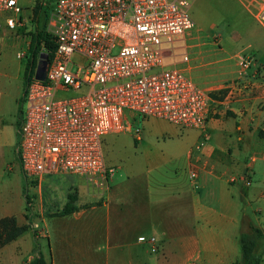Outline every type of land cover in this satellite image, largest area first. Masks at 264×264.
<instances>
[{
	"label": "crops",
	"instance_id": "crops-1",
	"mask_svg": "<svg viewBox=\"0 0 264 264\" xmlns=\"http://www.w3.org/2000/svg\"><path fill=\"white\" fill-rule=\"evenodd\" d=\"M249 36V53L254 55L250 66L239 65L241 50L203 62L197 57L195 64L174 62L187 72L208 64L204 88L209 94L225 90L218 92L220 97L210 94L202 147L195 146L203 134L200 129L147 116L140 120L144 130L164 127L161 140L142 167L127 171L126 177L115 176V170L108 177L110 187L102 189L74 173L35 179L38 209L31 212L37 231L30 229L47 246L38 244L26 256L14 254L15 264H27L35 250L47 264H232L239 259V233L248 231L249 223L264 227V208L254 209L249 217L243 205L245 199L249 202V187L255 191L257 173L245 155L250 150L252 159L257 154L264 159V39L252 32ZM3 109L0 101V116ZM192 168L195 177H190ZM68 192L76 193L77 207L57 213ZM258 199L264 201V188ZM20 235L0 247V254ZM152 235L155 251L147 241Z\"/></svg>",
	"mask_w": 264,
	"mask_h": 264
},
{
	"label": "built area",
	"instance_id": "built-area-1",
	"mask_svg": "<svg viewBox=\"0 0 264 264\" xmlns=\"http://www.w3.org/2000/svg\"><path fill=\"white\" fill-rule=\"evenodd\" d=\"M192 1H56L46 21L55 46L44 77H35V67L26 85L18 126V155L26 178L33 182L45 174L74 173L106 189L112 168L104 163L103 136L131 129L127 111L200 129L195 146L204 145L209 91L176 64L164 63V44L176 49L174 43L195 24L189 13ZM242 3L257 9L255 16L264 27V0ZM22 9L19 0H0V12L19 14ZM14 20L5 17L9 27ZM182 60H190L187 51ZM253 60L249 53L239 65L250 66ZM67 91L75 93L65 95ZM134 130L139 140V127ZM196 174L192 168L190 177ZM147 241L155 251V236Z\"/></svg>",
	"mask_w": 264,
	"mask_h": 264
},
{
	"label": "rangeland",
	"instance_id": "rangeland-1",
	"mask_svg": "<svg viewBox=\"0 0 264 264\" xmlns=\"http://www.w3.org/2000/svg\"><path fill=\"white\" fill-rule=\"evenodd\" d=\"M56 1L19 0L23 8L19 14L12 11L0 12V101L3 102L4 108L3 115L0 116V216L13 214L20 222L22 220L30 222L31 228L35 231H37V221L33 219L35 214L31 212L30 218L22 216L23 212H26L24 192L26 191L32 199V210L38 209V195L34 184L36 181L32 182L26 178L18 155L19 136L16 123L20 113L19 106L22 111L25 107L23 101L19 104V99L22 94L26 57H18L17 52H28L30 32L44 28L47 11L55 5ZM36 4L41 6L35 17L33 7ZM256 11L257 9L252 6L246 7L242 0H193L189 6V13L195 24L174 43L177 46L176 49L170 50L167 48L169 45L164 44L166 48L164 63L166 66H172L175 61L182 59V54L186 51L190 56V64L193 62L195 64L197 57L200 60L198 62H203L215 58H226L240 50L242 56H247L250 49L249 42H251L249 32L261 40L264 39V27L255 16ZM6 16L15 18L14 27L7 25ZM195 42H203V45L193 46ZM207 50H210L211 54ZM207 66L208 64L192 69L186 74L190 75L198 85L204 87V72ZM74 93L67 91L64 94ZM61 94L63 93H58V95ZM211 109L212 104H210ZM127 116L131 123L129 131L111 132L103 136L104 163L107 169L112 168L111 173L108 172L109 178L115 170V176L121 173V177H126L127 171L142 167L150 159L149 150L154 149L162 138L164 127H149L144 130L140 120L147 116H142L135 111H127ZM135 127L140 129V140L135 138ZM253 154L249 150V153L245 155L249 162L255 164L257 170L252 182L255 191L252 192L249 187V202L245 199L243 203L249 211V217L254 209L264 208V201L258 199V191L264 188V173L259 175L260 171H264V159L259 154L257 158L252 159ZM60 186L62 187V184ZM262 222L264 224V221ZM38 244L42 247L47 246L46 239L35 238L33 231L28 228L16 242L10 243L0 254V264H15L14 258L26 256ZM15 250H18V253ZM256 252L262 256L260 264H264V235L257 240Z\"/></svg>",
	"mask_w": 264,
	"mask_h": 264
},
{
	"label": "trees",
	"instance_id": "trees-1",
	"mask_svg": "<svg viewBox=\"0 0 264 264\" xmlns=\"http://www.w3.org/2000/svg\"><path fill=\"white\" fill-rule=\"evenodd\" d=\"M40 6H41L40 4H36L33 7V12L35 17L38 14V10ZM49 10L47 11L46 14V21L48 18ZM46 21L44 28L30 32L29 47H28V52L26 53V62L23 70L22 94L19 99V104H21V101H23L24 94L26 91V85L29 79L31 78L34 68L36 67L39 54L42 51H46L47 54L50 56L55 46L54 41L51 39L50 34L46 30ZM224 91H225L224 89H220L218 92L224 93ZM218 92L211 91L210 94L213 97H220ZM19 112L20 113L18 115L16 126H19V123L22 118L21 116L22 110L20 109V106H19ZM24 195L26 202L25 216L26 218H30L31 210H32V199L26 191L24 192ZM76 198L77 195L75 192H68L67 201L65 202V205L57 213L67 214L72 210H74L77 207V205L75 204ZM28 228H31L30 222L18 223L16 216L13 214L1 216L0 217V247L5 245L9 241L15 239L16 237H18ZM263 234H264V227H259L257 225H254L253 223H249V230L242 231L239 233L238 241H239L241 255L240 258L235 260L232 264H260L261 255L256 252V244L258 238ZM27 264H47V262L43 257V255L39 251L35 250V254L33 258L30 259Z\"/></svg>",
	"mask_w": 264,
	"mask_h": 264
},
{
	"label": "water",
	"instance_id": "water-1",
	"mask_svg": "<svg viewBox=\"0 0 264 264\" xmlns=\"http://www.w3.org/2000/svg\"><path fill=\"white\" fill-rule=\"evenodd\" d=\"M47 57L48 54L46 51H42L39 54L37 64H36V69H35V77L36 78H43L45 75L46 71V66H47Z\"/></svg>",
	"mask_w": 264,
	"mask_h": 264
}]
</instances>
